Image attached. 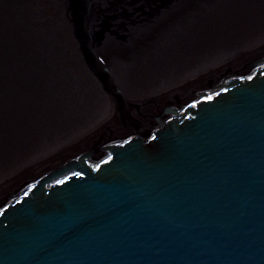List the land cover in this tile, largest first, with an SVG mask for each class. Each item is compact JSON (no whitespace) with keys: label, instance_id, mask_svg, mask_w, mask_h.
<instances>
[{"label":"water","instance_id":"1","mask_svg":"<svg viewBox=\"0 0 264 264\" xmlns=\"http://www.w3.org/2000/svg\"><path fill=\"white\" fill-rule=\"evenodd\" d=\"M194 87L149 111L112 90L103 135L1 189L0 264H264V53Z\"/></svg>","mask_w":264,"mask_h":264},{"label":"bare ground","instance_id":"2","mask_svg":"<svg viewBox=\"0 0 264 264\" xmlns=\"http://www.w3.org/2000/svg\"><path fill=\"white\" fill-rule=\"evenodd\" d=\"M116 1H93L88 45L70 0H0V190L103 135L112 90L149 111L264 53V0Z\"/></svg>","mask_w":264,"mask_h":264},{"label":"rangeland","instance_id":"3","mask_svg":"<svg viewBox=\"0 0 264 264\" xmlns=\"http://www.w3.org/2000/svg\"><path fill=\"white\" fill-rule=\"evenodd\" d=\"M261 48V47H260ZM262 48H264V47H262ZM205 73H203L202 75H204ZM201 75V76H202ZM200 77V76H199ZM170 91H172V90H162V92H164V93H168V92H170ZM158 93V92H157ZM163 93V94H164ZM155 96H157L158 94H154ZM152 96V95H151ZM115 123V116H111L110 118H109V120H107V122H105L104 124H103V126H109V125H111L112 126V124H114ZM88 138V135L87 136H83L82 138H80L79 139V141L81 142L82 141V143L84 142L83 140L84 139H87ZM24 172V171H23ZM20 174H22V172H20ZM19 174V175H20ZM17 177V175H15V176H13V178H11L10 180H7V181H4V182H2V183H0V188H2L5 184H8L11 180H13L14 178H16ZM11 183V182H10Z\"/></svg>","mask_w":264,"mask_h":264}]
</instances>
